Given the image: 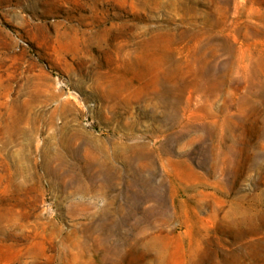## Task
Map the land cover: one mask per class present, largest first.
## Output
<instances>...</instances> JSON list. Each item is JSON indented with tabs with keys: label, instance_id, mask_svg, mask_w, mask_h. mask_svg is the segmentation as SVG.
<instances>
[{
	"label": "rangeland",
	"instance_id": "obj_1",
	"mask_svg": "<svg viewBox=\"0 0 264 264\" xmlns=\"http://www.w3.org/2000/svg\"><path fill=\"white\" fill-rule=\"evenodd\" d=\"M0 264H264V0H0Z\"/></svg>",
	"mask_w": 264,
	"mask_h": 264
}]
</instances>
